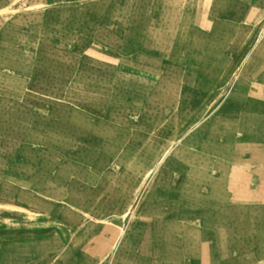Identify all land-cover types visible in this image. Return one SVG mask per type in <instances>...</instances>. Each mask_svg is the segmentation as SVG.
Wrapping results in <instances>:
<instances>
[{"label": "rangeland", "instance_id": "obj_1", "mask_svg": "<svg viewBox=\"0 0 264 264\" xmlns=\"http://www.w3.org/2000/svg\"><path fill=\"white\" fill-rule=\"evenodd\" d=\"M263 93L264 0H0V232L11 216L28 234L0 249L40 250L28 264H264L241 238L263 224L233 240L180 208L247 160Z\"/></svg>", "mask_w": 264, "mask_h": 264}, {"label": "crops", "instance_id": "obj_2", "mask_svg": "<svg viewBox=\"0 0 264 264\" xmlns=\"http://www.w3.org/2000/svg\"><path fill=\"white\" fill-rule=\"evenodd\" d=\"M263 96H259V98ZM240 142L244 145L251 146V149H253V151L249 153L247 160L242 164L231 165V167L223 173L219 172L216 175L210 176V186L207 190V193L211 194L210 196L207 194L204 199L205 194L203 195V189L201 188L200 199L192 201L185 197V200L181 203L182 207H180L184 210L185 219H198L197 222L201 225H208L213 222L223 224L224 226L231 224V232L226 233L233 235V240L237 233H239L236 231V228H234L236 225L238 226L242 223L252 224L253 226L256 224L264 225V218L261 219L256 217L257 213L262 209L264 210V136L256 138L242 137L240 138ZM256 145L259 146L257 150H255L257 147ZM209 197L214 198V200H208ZM227 198H229L230 201L226 200ZM235 199L238 200L236 201ZM235 201L236 203H234ZM241 202L243 203L241 204ZM212 208H221L222 214L218 212L215 217L205 215V213H207L206 210ZM196 209L199 210L198 214L201 215H195L193 217L187 214L188 211H190V214H193V212L195 213L193 210ZM240 209L248 211L244 213V215L242 214V216L238 215L239 211L234 212V210ZM8 223L12 228H9L7 233L0 232V239L6 238L4 240H8L10 244L15 243L16 240L27 241L28 234L26 232H20L21 229H18L19 231L17 232V229L14 228L16 224L14 217L9 216ZM248 230L251 232L250 228ZM44 235V233L43 235H39V238ZM241 238L249 241H261L254 255L262 254V256H264V232L258 233L257 235L256 232L248 233L246 237ZM229 239H231V237H229ZM38 254H40V250L33 251L23 246L18 249L2 248L0 249V264H28V257L39 256ZM35 264H39V262L36 260Z\"/></svg>", "mask_w": 264, "mask_h": 264}]
</instances>
